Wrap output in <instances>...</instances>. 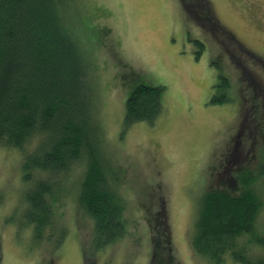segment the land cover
I'll return each mask as SVG.
<instances>
[{"label": "rangeland", "instance_id": "rangeland-1", "mask_svg": "<svg viewBox=\"0 0 264 264\" xmlns=\"http://www.w3.org/2000/svg\"><path fill=\"white\" fill-rule=\"evenodd\" d=\"M207 1L216 20L264 58V0ZM63 12L90 61L98 146L104 160L108 156L121 168L116 185L127 232L110 246L95 247L93 220L80 209L73 184L85 162L71 175L48 181L54 215L48 225L33 220L39 212L31 198L40 176L25 172L24 163L26 149L32 151L37 140L25 151L0 146V264H150L149 219L158 197L165 204L175 264H214L192 244L200 202L227 159L234 166L247 155V166H264L263 68L237 55L251 66L239 69L179 0H67ZM138 85L163 87L164 110L153 123L126 128V100ZM252 91L261 100H253ZM213 96L223 102L212 103ZM257 185L264 189V174ZM257 226L264 234V205ZM251 254L264 256L256 246Z\"/></svg>", "mask_w": 264, "mask_h": 264}, {"label": "trees", "instance_id": "trees-1", "mask_svg": "<svg viewBox=\"0 0 264 264\" xmlns=\"http://www.w3.org/2000/svg\"><path fill=\"white\" fill-rule=\"evenodd\" d=\"M66 1L0 0V146L25 151L37 140L32 151H25L24 170L36 171L40 176L31 205L39 212L33 220L42 225L51 222L56 207L48 181L71 175L85 162V168L76 172L73 184L80 209L93 220L95 247L103 248L127 232L126 206L116 185L121 168L113 167L108 156L104 160L98 146L100 127L93 103L92 70L67 29L63 16ZM207 2L184 0L182 8L219 40L239 69H251L243 63L248 60L264 70V58L244 48L234 33L216 20ZM253 86L257 93V83ZM163 92V87H135L126 100L125 127L156 121L164 110ZM252 95L253 100L260 98L253 91ZM211 102L223 99L213 96ZM248 106L245 103L247 118ZM253 148L252 144L249 150ZM246 156L234 166L229 159L224 161L223 169L215 172L216 186L213 184L201 198L192 244L196 252L214 264L228 259L238 264H264V256L251 254L253 246L264 253V234L257 226L264 205V189L257 180L264 174V166H247ZM154 204V215L149 219L150 264H175L165 204L159 197Z\"/></svg>", "mask_w": 264, "mask_h": 264}, {"label": "flooded vegetation", "instance_id": "flooded-vegetation-1", "mask_svg": "<svg viewBox=\"0 0 264 264\" xmlns=\"http://www.w3.org/2000/svg\"><path fill=\"white\" fill-rule=\"evenodd\" d=\"M179 2H180V5L183 7L184 6V0H179ZM241 105H243V104H241Z\"/></svg>", "mask_w": 264, "mask_h": 264}]
</instances>
